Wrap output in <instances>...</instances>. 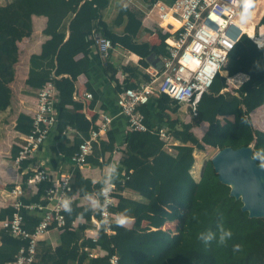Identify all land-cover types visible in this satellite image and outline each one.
I'll use <instances>...</instances> for the list:
<instances>
[{"label": "trees", "instance_id": "16d2710c", "mask_svg": "<svg viewBox=\"0 0 264 264\" xmlns=\"http://www.w3.org/2000/svg\"><path fill=\"white\" fill-rule=\"evenodd\" d=\"M109 4L110 0H12L0 6V112L6 111L12 103L10 84L15 80V65L19 61L18 43L31 36L33 17L43 16L47 19L43 33L49 39L39 55L31 56L28 78L35 82L37 89L51 81L58 90V121L54 129L60 135L68 127L78 130L71 147L63 149L64 145L58 146L62 150L60 152L64 151L70 159L94 128L85 117H78L72 107L80 106L75 99L76 84L79 76L88 73L95 38L105 37L114 48L120 46L140 56L139 64L144 68L149 66L146 59L152 54L158 58L168 55L165 43L168 35L160 30L156 34L147 32L150 39H159L158 45L149 41L138 43L139 36L144 34H141V12L121 8L113 25L123 27V31L115 32L103 20L102 13ZM258 26H264V16ZM166 27L171 31L175 28L173 24ZM256 31L257 28L253 37L243 33L229 55L225 68L228 75L215 78L191 122H185L178 116L180 105L165 94L140 107L149 128L154 127L153 121L156 120L161 125L158 127H166L179 145L173 147L175 153L171 154L155 132L131 131L127 134V145L120 160L125 179L116 184L118 204L111 209L116 216L111 225L114 234H107L106 228L101 226L96 241L86 238V230L93 228V213L72 202L71 213H65L66 226L62 230L61 246L53 252L41 243L43 252L37 254L34 264H109L115 250L119 264H264V219L249 218V214L242 211V202L232 197L231 188L219 180L211 159L204 161L199 181L192 175L194 153L204 152L206 147L239 149L253 144V155L264 151V132L256 130L251 119L255 110L264 107V46L259 47L264 40L260 35L257 37ZM105 69L110 80L116 83L118 92L122 87L136 88L150 80V76L138 68L114 67L108 58ZM123 74L128 77L122 79ZM239 75L246 79L238 88H231L228 77ZM87 90L93 93L91 102L94 104L99 92L90 85ZM242 118L248 123H242ZM196 119H199V124H208V130L201 139L192 131V122ZM32 128L31 116L20 114L16 131L28 135ZM54 150L57 152L56 148ZM114 150L115 143L106 144L100 140L94 145L93 155L88 157L87 163L93 167L102 166L99 158ZM19 153L20 147L13 146L11 155L14 160ZM32 162L23 160L20 172ZM51 162L56 165L54 159ZM258 163L264 161L258 159ZM33 175V172L24 174V181ZM51 185L52 181L41 182L36 186V194L30 199L23 196L22 202L45 203L41 199ZM102 186V182L93 184L75 172L70 193L91 196L98 194ZM125 190L137 193L141 200L124 197L122 193ZM13 212V207L1 209L0 221L12 217ZM23 214L26 228L33 231L41 215L25 210ZM120 215L133 219V227H120L116 223ZM77 219H84L86 224L74 227ZM167 222L178 224L181 232H177V236L168 233V236L163 229ZM220 223L232 232L231 239L225 244L213 241L206 245L198 239L200 233L209 230L218 235L217 225ZM0 240V264L13 263L19 249L27 243L13 237L6 229L0 230ZM236 245H239L238 251L234 250ZM92 248L101 249L104 256L91 258L88 249Z\"/></svg>", "mask_w": 264, "mask_h": 264}, {"label": "built area", "instance_id": "2783aa9c", "mask_svg": "<svg viewBox=\"0 0 264 264\" xmlns=\"http://www.w3.org/2000/svg\"><path fill=\"white\" fill-rule=\"evenodd\" d=\"M242 4L243 0H174L170 4L156 2L151 6L144 20H149L168 35L165 40L168 55L162 60L161 70L149 71L148 82L136 88L122 87L118 94L117 105L120 113L127 119L130 132H155L164 142L165 149L172 154L173 147L177 145L175 139L166 127L149 128L140 107L150 103L154 97L165 94L180 107H185L189 121L197 115L203 95L209 91L215 78L223 75L230 53L243 36L239 23ZM170 20L175 26L173 31L165 26ZM95 40L99 55L107 59L114 50L112 42L101 36ZM245 79L243 75L228 77V83L238 88ZM85 97L91 100L92 94L86 93ZM57 102V89L49 81L39 89L35 107L30 112L33 128L30 134L23 136V144L20 145V153L16 158L18 165L25 159L33 158L55 128L58 121ZM112 122V116L106 113L100 115L89 137L84 139L71 158L74 165L87 164L94 145L110 129ZM70 179L68 175L55 178L44 170H35L27 182L28 186L52 181L41 199L45 203L25 204L21 200L25 188L17 186L12 190L14 212L12 217L2 222V227L13 237L27 243L19 249L15 261L10 264H34L41 238L52 229L62 231L65 228L67 211L62 206L63 201L72 203L76 199L70 193ZM105 187L106 185L102 186L99 191L100 208L93 217V222L98 229L104 226L105 232L111 235L114 234L111 225L116 218L111 212L116 204V184L112 185L109 192L103 191ZM24 210L41 215V220L33 231L26 228ZM109 264H119L116 250L111 254Z\"/></svg>", "mask_w": 264, "mask_h": 264}, {"label": "crops", "instance_id": "0c3cea01", "mask_svg": "<svg viewBox=\"0 0 264 264\" xmlns=\"http://www.w3.org/2000/svg\"><path fill=\"white\" fill-rule=\"evenodd\" d=\"M170 1L171 0H110L109 7L106 10H104L102 13L103 20L110 27H113L115 32L120 33L123 31V27L117 28L114 27L113 25L119 10L123 7H127L131 10L141 12L143 14V18H142L143 31L141 32V34L142 33L144 34L139 36V39L137 40L138 43H145L149 41L150 43L152 42L153 45L155 44L158 45L159 39L157 37L150 39L149 37H147V34L148 33L156 34V31L158 30L162 31V30L158 26L152 24L149 20L145 21L144 18L154 3L162 2V3L170 4ZM0 6H4V5H0ZM105 14H107L106 18H105ZM46 25H47V19L45 17L34 16L33 32L31 36L28 38H24L21 42L18 43L19 61L15 65V80L12 82L13 85H11L10 88L11 90L14 91V89L12 88L15 87L16 90L17 87L18 89L21 90V92L18 93V97L15 98L12 91V95H13L12 103L11 106L6 110V112H8L10 109H13V107L18 110L19 114L15 118L14 126L16 125V121L20 113H23L25 115H30V112L35 107L36 98L39 89H37L34 86L35 82L29 81L28 78L30 58L32 55H39L42 51L43 44L49 39V37H47L43 33V31L46 28ZM253 35H251V37H253ZM263 46L264 43L260 42L259 47H263ZM80 57L81 56H79L78 58ZM140 59H141L140 56L128 50H125L120 46H117L111 52L110 57H108V62H110V64L116 68H122V67L138 68L139 71H141L143 74H148V75H149V71L150 72L156 70L159 71L162 68L163 58H158L155 54H152L146 59V61L149 63V66L147 68L140 66L139 64ZM90 60L91 62L88 73L79 76L76 84L77 91L75 93V99L77 102H80L79 103L80 106L74 108L72 107V109L76 111L78 117H85L91 123V125L93 124L94 126L96 125V123H98L101 114L106 113L112 116L113 122L110 126V129L107 130V132L101 136L100 140L105 142L106 144L115 143V150L113 152H106L104 156H101L99 158V161L103 163L102 166L93 167L89 163L83 166H76L72 163L70 157L65 155L64 151L60 152L62 150L58 149V146L59 144L64 145L63 149L66 147H71L74 144V140L78 135L77 128L68 127L61 135L56 129H54L47 138L48 140L50 139L51 136L50 142L46 143L45 141L44 144L41 146L40 150L36 153V155L33 158L25 159V160H32L33 162L30 163V165L26 169H24L23 172H20V166L22 161L18 165L15 159L14 163L16 165L14 168H10L9 166H7L9 164L7 165L0 164V166H2L0 168L3 169L4 172L6 168H7L6 170H10L11 172L12 175L11 184H13V188H11L12 190L17 186L25 187L24 196L26 199H30L33 195H35L37 189H36V185L35 186L27 185V182L30 179V177L28 180L24 181L23 176L28 172H33L34 174V171L38 169L53 174L55 178H57L59 175H68L71 178L70 179L71 184L73 178H75V172H77L79 173L80 177L83 180H91L93 184L102 182L104 186L106 185V176H107V173L105 172V168L107 165L115 163L118 167V176L113 181V184L123 182L125 179V171L120 164V160L123 156V153L127 145L126 136L130 132L128 127V122L127 119L120 113V110L118 108L117 100H118L119 92L116 88V83L110 80L109 74L106 72L105 68L107 66V59H103L99 55L96 45H94V47L92 48V52L90 54ZM126 77L128 76H126L125 74L122 75V79ZM88 85H90L95 90V92L97 93L99 92L98 97L94 102V104L91 102L94 99V95L92 100H89L85 97L86 93H90V94L92 93L87 90ZM25 87L27 88V90H25ZM185 110L186 109L184 107V112ZM183 121L188 123L191 122L187 119V117L184 118ZM153 123L155 124L154 127H152L153 129L155 127L161 126L156 120L153 121ZM199 125H203L205 127L203 133L204 135L205 132L208 130V124L205 122H201ZM20 135L25 136L22 134ZM176 143L177 145H179L178 141H176ZM55 148L57 149V152H55L54 150ZM172 153H175L174 148ZM51 159H54V163L56 165H54L51 162ZM202 165L198 171L199 179L201 175ZM12 190L7 192L8 199H6V201H10V204L9 205L2 204L0 206V210L4 208L12 207V202H13V197L11 195ZM74 195L76 196L74 202H77L78 205L81 206L84 210H89L92 211L93 213L92 214L93 228L86 230L85 237L93 239L94 241L95 239L98 238V230H99L98 227L93 222V217L96 215V213L100 208L99 193L91 196H80L79 194H74ZM122 195L129 199L141 200V197L137 193L131 190H125L122 193ZM117 204H118V200L116 198L115 206ZM129 220L130 223H128L127 226L125 227L132 228L134 224V220L133 219H129ZM2 222L3 221H0V230L3 229ZM85 224L86 222L84 219H77L73 223V226L79 227ZM171 224H176V223L167 222L163 227V229L167 232L168 236L169 234L170 236L173 235V233L175 236H177L172 227H167L168 225ZM61 235H62L61 230L58 229L50 230L39 241L38 245L40 246L38 247V253L42 251L43 248L41 247V243H44L46 246L50 247L53 252H55L56 249L61 246L62 243ZM0 245H1V240H0ZM42 252L39 255H41ZM88 253L94 255L93 257L104 256V252L99 248L88 249Z\"/></svg>", "mask_w": 264, "mask_h": 264}, {"label": "water", "instance_id": "95a60500", "mask_svg": "<svg viewBox=\"0 0 264 264\" xmlns=\"http://www.w3.org/2000/svg\"><path fill=\"white\" fill-rule=\"evenodd\" d=\"M254 145L226 147L211 158L219 180L231 188L230 195L243 204L249 218L264 219V167L254 158Z\"/></svg>", "mask_w": 264, "mask_h": 264}, {"label": "rangeland", "instance_id": "374dc122", "mask_svg": "<svg viewBox=\"0 0 264 264\" xmlns=\"http://www.w3.org/2000/svg\"><path fill=\"white\" fill-rule=\"evenodd\" d=\"M12 0H0V5H6ZM107 14H105L106 18ZM261 21V20H260ZM260 22L256 24V28L258 34L257 37L260 35L261 38L264 40V26H258ZM244 31V30H243ZM247 33V32H244ZM258 45V44H257ZM224 76H227L228 73L223 72ZM13 85V83L10 84V86ZM27 87V86H26ZM25 87V90L27 88ZM231 88H234L233 85H231ZM13 95L15 98L18 97V93L21 92L20 89L16 87H13ZM33 94V93H32ZM183 110V111H182ZM19 114L18 110L13 107V109H10L8 112H0V164H9L10 168L15 167L14 159L11 156V150L13 146H18L20 147L21 144H23V136H21L19 133H17L15 126H14V121L16 116ZM23 114V113H20ZM188 114L184 112V107H181L179 110L178 116L184 120V118L187 117ZM183 117V118H182ZM251 119L253 126L256 130L263 131L264 132V107L255 110L251 114ZM194 127L192 128L193 133L198 137L199 139L202 138V135L204 133L205 127L203 125H199V119L194 120L193 122ZM51 139V136H50ZM50 139L46 140V143L50 142ZM218 152L217 149H213L210 147H206V150L204 152L201 151H195L194 157H195V165L192 169V175L194 179L197 181L199 180V169L201 165L204 163L205 160L211 159L214 157V155ZM2 167V166H0ZM7 169V168H6ZM5 172L3 169L0 168V206L2 204L9 205L10 201H6L8 199L7 192L11 191L13 184H11V179L12 175L10 170H6ZM9 174V175H8ZM25 193V191H24ZM167 227H172L175 231V234L177 232H181V228L178 226V224H171L168 225Z\"/></svg>", "mask_w": 264, "mask_h": 264}, {"label": "clouds", "instance_id": "9594fccd", "mask_svg": "<svg viewBox=\"0 0 264 264\" xmlns=\"http://www.w3.org/2000/svg\"><path fill=\"white\" fill-rule=\"evenodd\" d=\"M254 4H255V0H243V4H242L243 11L241 12L240 17H239V22L241 25H246L251 19V9L254 7ZM241 122L245 124L248 123V121L243 118ZM254 158H258L261 161H264V151L255 153ZM261 166L264 167V163H262ZM105 172L107 173L106 187L103 189V191L109 192L113 185V181L118 176V167L115 163L109 164L106 166ZM107 185H110V187ZM62 206L65 211L71 213L72 209L70 207V202L68 200H64ZM116 223L120 227H125L127 226L128 223H130V220L126 218L125 216L120 215L117 218ZM217 228H218V235H217V232H213L209 230L208 232L200 233L198 236V239L204 242L206 245L210 244L213 241H217V243L220 245L225 244L227 240L231 239L232 232L231 230H226L222 223L218 224ZM234 250L238 251L239 245H236L234 247Z\"/></svg>", "mask_w": 264, "mask_h": 264}, {"label": "bare ground", "instance_id": "6f19581e", "mask_svg": "<svg viewBox=\"0 0 264 264\" xmlns=\"http://www.w3.org/2000/svg\"><path fill=\"white\" fill-rule=\"evenodd\" d=\"M264 16V0H257L255 2L254 8L251 10V19L246 25H241L242 29L247 32L249 35H253L255 33L256 24L260 22V20ZM172 20L168 21L166 25H171ZM240 23V22H239ZM262 182H264V178H262Z\"/></svg>", "mask_w": 264, "mask_h": 264}]
</instances>
